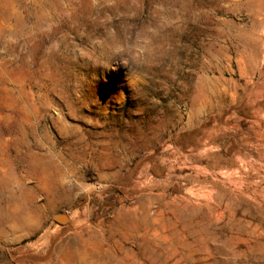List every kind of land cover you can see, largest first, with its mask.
<instances>
[{
	"label": "rangeland",
	"instance_id": "rangeland-1",
	"mask_svg": "<svg viewBox=\"0 0 264 264\" xmlns=\"http://www.w3.org/2000/svg\"><path fill=\"white\" fill-rule=\"evenodd\" d=\"M0 264H264V0H0Z\"/></svg>",
	"mask_w": 264,
	"mask_h": 264
},
{
	"label": "water",
	"instance_id": "water-1",
	"mask_svg": "<svg viewBox=\"0 0 264 264\" xmlns=\"http://www.w3.org/2000/svg\"><path fill=\"white\" fill-rule=\"evenodd\" d=\"M68 220V217L66 215H58L55 217V221L59 224H65Z\"/></svg>",
	"mask_w": 264,
	"mask_h": 264
}]
</instances>
